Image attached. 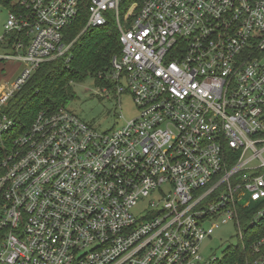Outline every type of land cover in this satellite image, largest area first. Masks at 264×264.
Segmentation results:
<instances>
[{
    "label": "built area",
    "instance_id": "obj_1",
    "mask_svg": "<svg viewBox=\"0 0 264 264\" xmlns=\"http://www.w3.org/2000/svg\"><path fill=\"white\" fill-rule=\"evenodd\" d=\"M11 6L0 59L22 68L0 96V264H216L200 246L229 222L246 264H264V0ZM84 6L81 34L118 32L99 85L136 115L99 132L61 108L21 129L4 107L42 64L70 61Z\"/></svg>",
    "mask_w": 264,
    "mask_h": 264
},
{
    "label": "trees",
    "instance_id": "obj_2",
    "mask_svg": "<svg viewBox=\"0 0 264 264\" xmlns=\"http://www.w3.org/2000/svg\"><path fill=\"white\" fill-rule=\"evenodd\" d=\"M10 9L12 0H0ZM86 6L78 18L65 28V41H74L70 61L59 58L42 64L30 80L8 101L4 112L21 128H27L40 111L55 112L74 98L71 84L92 77L97 84L99 73L110 67L119 54L118 32L113 22L81 34L86 23ZM247 244V243H246ZM251 258L247 245L230 248L216 264H246Z\"/></svg>",
    "mask_w": 264,
    "mask_h": 264
},
{
    "label": "rangeland",
    "instance_id": "obj_3",
    "mask_svg": "<svg viewBox=\"0 0 264 264\" xmlns=\"http://www.w3.org/2000/svg\"><path fill=\"white\" fill-rule=\"evenodd\" d=\"M125 6H121L123 13ZM8 9L0 3V38L4 36V24ZM8 54L0 47V57ZM22 68L19 62L0 59V96L10 91ZM74 98L69 100L65 109L82 122L94 127L99 132H106L118 126L120 116L130 120L136 115V108L129 94L120 97V106L113 95L107 96L101 85L92 77L71 84ZM255 230V229H254ZM245 240L233 222L221 225L213 231L210 238L201 243L200 254L203 260L221 259L230 248L243 247Z\"/></svg>",
    "mask_w": 264,
    "mask_h": 264
}]
</instances>
